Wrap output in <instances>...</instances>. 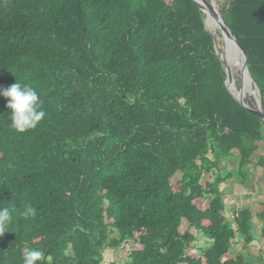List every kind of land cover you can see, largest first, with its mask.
Returning a JSON list of instances; mask_svg holds the SVG:
<instances>
[{"label":"trees","instance_id":"obj_1","mask_svg":"<svg viewBox=\"0 0 264 264\" xmlns=\"http://www.w3.org/2000/svg\"><path fill=\"white\" fill-rule=\"evenodd\" d=\"M221 14L264 108V0ZM205 17L194 0H0V90L28 84L46 113L17 132L0 95V264L32 249L103 264L106 248L121 264H253L232 247L257 240L254 213L229 220L220 186L264 168V120L227 91ZM192 228L212 245L197 252Z\"/></svg>","mask_w":264,"mask_h":264},{"label":"rangeland","instance_id":"obj_2","mask_svg":"<svg viewBox=\"0 0 264 264\" xmlns=\"http://www.w3.org/2000/svg\"><path fill=\"white\" fill-rule=\"evenodd\" d=\"M216 6V8L220 11L227 8L232 0H211ZM206 16V15H205ZM207 18L205 17V20ZM218 41L221 44V48L223 47V39L221 36L220 31H217ZM220 33V34H219ZM235 76H236V87L240 90L242 87L240 72L238 68H234ZM248 98V99H247ZM246 102L250 105H253L254 100L251 95H247L245 98ZM260 155H264V141L260 143L259 149L252 158L253 163L257 162L258 157ZM237 160L231 158L228 162L220 161L219 162V170L224 171L226 166L227 168L236 166ZM247 182L242 184L239 182L237 177H233L228 179L223 187L220 186V191L226 189L225 195L222 196V201L225 204V215L230 220H232V210L236 207L238 209L243 208H250L254 213V220H253V235L257 239L250 245L246 246L245 244L238 243L234 244L232 249L234 255L238 252H241L245 257V261L250 262L253 261V264H264V243L258 241V237L260 236V231L264 226V222L262 219L257 216L258 213L264 212V168H259L256 166L251 165L249 167V173L246 174ZM213 181V179H212ZM191 233L196 238L195 248L197 252H200L204 249L209 248L213 241L204 236L200 230L195 228L191 229ZM122 251L120 250H113L111 248H106L103 252V264H121L122 259ZM260 257L262 258L263 262H259L256 259Z\"/></svg>","mask_w":264,"mask_h":264},{"label":"clouds","instance_id":"obj_3","mask_svg":"<svg viewBox=\"0 0 264 264\" xmlns=\"http://www.w3.org/2000/svg\"><path fill=\"white\" fill-rule=\"evenodd\" d=\"M0 95L7 99V108L11 110L12 127L17 132H25L33 129L45 117L37 91L28 84L15 82L9 87L0 90ZM20 216L24 219L36 216V209L27 206ZM12 216L8 209H0V231H4L10 224ZM43 253L40 250L32 249L23 257V264H37Z\"/></svg>","mask_w":264,"mask_h":264},{"label":"water","instance_id":"obj_4","mask_svg":"<svg viewBox=\"0 0 264 264\" xmlns=\"http://www.w3.org/2000/svg\"><path fill=\"white\" fill-rule=\"evenodd\" d=\"M200 10L205 14H209L211 17H213L218 25V28L221 32L222 39H223V47L221 48V44L218 41V37L212 33L208 27L205 20V28L207 31L210 32L211 36L213 37L214 46L216 53L220 60L223 63L224 71L226 74V80H225V87L229 94L235 99L237 103H239L243 108H245L247 111L254 113L261 117V119L264 120V108L262 106V98L260 89L258 88L257 84L253 80L247 66L246 57L244 49L241 47L235 36L233 35L229 25L227 24L224 16L220 13V11L214 6L213 2L211 0H194ZM227 43L229 44L227 46ZM234 46V53L236 54V58L238 60V70L240 72V78L241 83H245L250 87L251 89V96L254 100L253 105H250L248 102H246L243 98H238L230 89L229 87V80L231 77V67L229 66L228 61L226 60L227 54H229L230 47ZM229 47V48H228ZM225 57V58H223ZM241 84V85H242Z\"/></svg>","mask_w":264,"mask_h":264},{"label":"bare ground","instance_id":"obj_5","mask_svg":"<svg viewBox=\"0 0 264 264\" xmlns=\"http://www.w3.org/2000/svg\"><path fill=\"white\" fill-rule=\"evenodd\" d=\"M216 7V6H215ZM206 23L208 29L214 33L215 35H218L217 31H220L218 28V25L213 17H211L209 14L206 15ZM221 33V32H220ZM219 33V34H220ZM222 36V35H221ZM229 44L227 43V46ZM230 47V46H229ZM228 47V48H229ZM225 58V57H223ZM226 60L229 63V66L231 67V77L229 80V87L231 91L238 97V98H243L245 99L247 95L251 94V89L250 87L245 83L242 84V88L240 90L237 89L236 87V76H235V70L234 68H238V60L236 58V54L234 53V46L230 47L229 54H227ZM248 99V98H247Z\"/></svg>","mask_w":264,"mask_h":264}]
</instances>
